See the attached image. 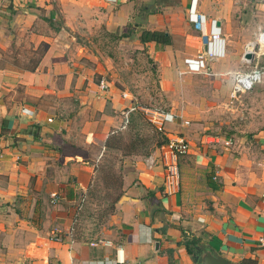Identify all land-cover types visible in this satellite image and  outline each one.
Here are the masks:
<instances>
[{
	"label": "crops",
	"instance_id": "0c3cea01",
	"mask_svg": "<svg viewBox=\"0 0 264 264\" xmlns=\"http://www.w3.org/2000/svg\"><path fill=\"white\" fill-rule=\"evenodd\" d=\"M191 6L205 18L203 31L212 27L221 42L200 43ZM263 12L264 0H0V264H117L116 246L125 264H198L200 245L230 264H264L257 244L264 129L238 138L196 129L223 124L216 98L248 67L243 57L264 29ZM143 30L165 32L171 42L141 43ZM122 45L144 55L157 100L175 116L165 132L182 136L190 151L178 160L179 192L167 196L162 166L148 170L143 154L126 150L133 170L108 230L76 239V208L95 176L88 152L103 151L125 131L112 134L135 103L119 79ZM210 50L217 57L206 58L205 69L186 67V59ZM101 78L106 92L98 89ZM98 238L113 247H92ZM185 239L199 240L196 260Z\"/></svg>",
	"mask_w": 264,
	"mask_h": 264
},
{
	"label": "rangeland",
	"instance_id": "374dc122",
	"mask_svg": "<svg viewBox=\"0 0 264 264\" xmlns=\"http://www.w3.org/2000/svg\"><path fill=\"white\" fill-rule=\"evenodd\" d=\"M259 33L261 32L259 31L257 36ZM257 36L253 42L256 41ZM119 49L124 51L123 56L120 57L118 54L116 59V65L119 67V79L133 95L135 104L163 111L161 102L157 100L156 77L150 72L144 55L134 52L128 45H122ZM256 53L259 64L264 69V50L260 52L257 46ZM251 65V62L245 63V66L248 67L240 71L248 70ZM99 80H97L98 84ZM205 81L206 84L202 86L209 88L210 80L206 79ZM211 98V95H208L207 99L211 100ZM216 103L215 108L219 111L218 115L213 110L209 112L213 115L214 121L217 115L221 118L218 122H223V124L197 126V132L200 131L201 135L238 138L264 129V76L251 92L241 97H231V89L226 88L225 95L222 94L219 99L216 98ZM135 136L141 140L137 144L138 153L152 147L154 131L144 116L137 112L131 116L129 126L124 132L108 140L110 146L101 152L96 150L88 152L89 158L95 162V176L86 191L85 201L75 223L74 237L76 239H80L82 236L92 237V239L104 237L109 228L108 222L114 213L115 204L124 194L122 190V185L125 183L124 175H128L133 170L132 162L134 160L125 157L126 149L124 147L132 142ZM124 200L122 199V201Z\"/></svg>",
	"mask_w": 264,
	"mask_h": 264
},
{
	"label": "built area",
	"instance_id": "2783aa9c",
	"mask_svg": "<svg viewBox=\"0 0 264 264\" xmlns=\"http://www.w3.org/2000/svg\"><path fill=\"white\" fill-rule=\"evenodd\" d=\"M188 21L193 25L194 29L200 32V43L203 46H209L221 42V37L219 32L212 31V27L209 32H204L205 18L203 15L196 11V7L191 6L188 12ZM214 26V24H213ZM257 41V39H256ZM253 42L258 46L257 42ZM259 47V46H258ZM257 50V48H256ZM253 52V59L251 61V66L248 70L238 71L232 75V87H231V97L237 98L244 94H247L253 90V88L258 85L264 76V69L259 64L258 55ZM217 57L215 50L206 51L205 53L198 54L195 59H186V67L193 72H199L201 69L206 68L205 59L209 58L214 60ZM248 63V62H247ZM98 89L101 92H106L108 89V83L105 78L99 80ZM123 98H129L127 94H123ZM141 112L146 119V121L153 126L154 129L163 133L166 137V142L160 147L156 148L152 153L144 158V166L148 170H152L158 164L162 166L163 170V192L167 196L175 195L180 190V172L178 160L180 157L186 156L190 151L189 143L180 135L174 134L169 135L165 132V128L169 123L175 120V116L166 111H159L149 107L141 106L138 104H132L123 113V124L118 130L112 132L116 134L118 132L127 129L129 123L130 114L133 112ZM51 121L50 119L48 120ZM185 126L188 122L183 123ZM214 139V138H213ZM212 142V138L209 140ZM231 141L225 142V146H230ZM215 179V178H214ZM58 201V195H51V203L54 204ZM83 205V199L76 208V211H80ZM73 229L69 233L70 243L72 242ZM257 244L264 248V231L257 238ZM92 247H113L111 241L105 240L103 238H98L90 244ZM115 262L117 264H125L124 253L121 246H116L115 248Z\"/></svg>",
	"mask_w": 264,
	"mask_h": 264
},
{
	"label": "trees",
	"instance_id": "16d2710c",
	"mask_svg": "<svg viewBox=\"0 0 264 264\" xmlns=\"http://www.w3.org/2000/svg\"><path fill=\"white\" fill-rule=\"evenodd\" d=\"M125 37V36H122ZM139 40L141 43H149V42H155L161 45H169L171 40H170V36L167 35L165 32L162 31H149V30H143L140 34ZM140 105V104H139ZM147 107V106H145ZM137 113H140L141 115H143L141 112L136 111ZM133 112L130 114L129 117V123L131 120V116L136 113ZM128 123V126H129ZM149 124V123H148ZM151 126V128L154 131V139L152 140V147L151 148H147L145 150H143V152H141V154H143L145 157L148 156L152 151H154L156 148L160 147L161 145H163L166 142V137L163 133L157 131L156 129L153 128V126L151 124H149ZM127 126V128H128ZM140 138L138 137H134L133 141L130 142L127 146H125L124 148L126 150L129 151H136L138 149V143L140 142ZM110 146L109 142L107 141L106 143V148ZM113 147V146H111ZM199 244V240L197 239H185L184 241V246L186 248V251L188 252L189 255H191L193 257L194 260H196V249L198 247Z\"/></svg>",
	"mask_w": 264,
	"mask_h": 264
},
{
	"label": "water",
	"instance_id": "95a60500",
	"mask_svg": "<svg viewBox=\"0 0 264 264\" xmlns=\"http://www.w3.org/2000/svg\"><path fill=\"white\" fill-rule=\"evenodd\" d=\"M256 48L255 43L246 47L243 57L245 62L250 63L252 61L253 52H255ZM199 249L201 250V254L198 256V264H230L217 254L208 252L202 245L199 246Z\"/></svg>",
	"mask_w": 264,
	"mask_h": 264
},
{
	"label": "bare ground",
	"instance_id": "6f19581e",
	"mask_svg": "<svg viewBox=\"0 0 264 264\" xmlns=\"http://www.w3.org/2000/svg\"><path fill=\"white\" fill-rule=\"evenodd\" d=\"M257 44L259 46L260 52L262 50H264V29L261 31V33L259 34L258 38H257ZM252 43H250L249 45H251ZM248 45V46H249Z\"/></svg>",
	"mask_w": 264,
	"mask_h": 264
}]
</instances>
